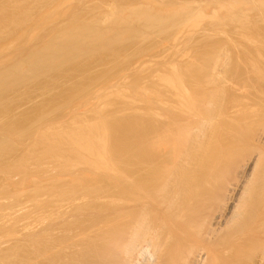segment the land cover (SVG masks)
I'll use <instances>...</instances> for the list:
<instances>
[{"label": "bare ground", "instance_id": "1", "mask_svg": "<svg viewBox=\"0 0 264 264\" xmlns=\"http://www.w3.org/2000/svg\"><path fill=\"white\" fill-rule=\"evenodd\" d=\"M16 2L24 12L31 9L32 13V8L37 11L51 6V0ZM63 2L66 5L70 0ZM146 2L143 3L148 5ZM235 3L221 4V16L216 12L219 16L214 15V22H241L247 8ZM37 12L36 18L45 14L44 10L41 15ZM23 17L27 22L32 17L36 19L32 15ZM29 29L32 34L33 29ZM176 32L175 37H179ZM69 33L63 32L65 36ZM34 34L29 35L30 41ZM70 37L64 39L68 41ZM4 46L0 45V52L6 49ZM85 47L80 49L85 51ZM225 49L226 44L219 55L225 54ZM216 53L204 65L201 60L202 67H196L198 81L187 82V87L192 83L194 90L195 83L203 84L195 92L184 86L181 72L173 68L175 63L170 67L175 71L169 70L163 80L167 94L162 85L163 92L158 88L159 93H154V88L151 94L141 89L143 97L139 99L147 97L146 103L142 100L146 117L143 122L139 119L140 128L134 131L133 125L137 124H133L126 131L134 132L129 142H119L120 148L115 151L120 156L108 148L112 135L107 126L110 121L105 120L111 115H105L109 112L104 102L107 111L103 115L89 110L97 115L94 121L85 115L80 117L77 108L71 111L76 114L68 121L40 123L42 126L36 127L27 147L13 157L17 164L11 168L26 182L19 189L21 196L51 191V200L26 201L27 207L16 216L20 221L13 218L4 223V234L14 243L4 254L6 264H264V70L251 65V71H244L240 96H234L231 106H223L221 100L226 96L218 88L222 80ZM206 55L209 54L203 61ZM22 79L26 80V76ZM77 88L57 94L56 100L46 99L41 110L35 106L36 113H29L32 121L50 112L46 110L48 105L55 107L58 101L74 99ZM133 109L135 115L141 113ZM122 154H128V159ZM9 155V151L0 150V161ZM17 233L24 236L18 238Z\"/></svg>", "mask_w": 264, "mask_h": 264}, {"label": "rangeland", "instance_id": "2", "mask_svg": "<svg viewBox=\"0 0 264 264\" xmlns=\"http://www.w3.org/2000/svg\"><path fill=\"white\" fill-rule=\"evenodd\" d=\"M56 1L60 0H51V8L45 7L46 9H43L44 7H40V10H37L40 15L47 10L46 16L43 14L39 17L41 18L40 21L39 18H36L38 12L35 9L32 8L33 13L31 9L24 12L23 6L16 0H0V45H5L4 48H6L0 52V58L3 59L0 62V150L9 151L10 154L4 161H0V264H6L4 254L14 244H11L13 240L9 242L8 235L4 234V223L21 215L23 207H27V204L30 203L28 201H36L37 198L51 200V191L33 197L21 196L19 189H23L26 182L21 180L11 168L17 164L13 157H16L27 147L35 129H38L36 127L40 128L45 123L68 121L72 115L76 114V112L75 114L72 112V114L71 111H76L77 108L79 112L77 114L80 117L84 118L85 115L92 121H94V115L97 112L99 115H103L108 110L109 113L105 115H111V117L105 121H110V125L108 123L107 126L109 134L112 135V137L109 136V141L113 145L111 146L109 143L108 148L117 153L120 143L129 142L133 132L141 127L139 124L141 125L146 117L144 113L147 109L144 99L147 97L139 99V97H143L140 93L141 89L144 88L151 94L154 88L157 90L154 93H159V89L166 85L163 80L169 75V70L175 71V69L170 68L173 66L172 64H176L173 68L176 67L178 71L175 72H179V74L181 72L180 75L183 81L185 80L183 84L190 91L194 86L189 83L190 87H187L186 84H188L187 82L198 81L195 78L197 76L195 75L196 67L198 69L202 67L214 53L216 56V52L218 55L224 53L222 47L226 44L225 54L218 56L220 62L217 65L222 80L218 88H220V94L224 90L222 92L226 96L222 99L223 102L220 99L223 106H231L235 98L240 96L239 88L241 87L242 74L251 71V65H258L264 70V0L262 2L258 0H152L151 3L148 2L149 0L147 2L146 0H70L69 4H66L67 7L63 0ZM143 2L149 4L146 5ZM230 2H237L235 4H242L243 7L247 8V11L242 12V21H236L235 24V20L214 22L216 21L213 19L214 15L219 16L217 13L220 14L222 11L219 6ZM258 2L260 3L258 4ZM55 3H57L56 6L58 5L56 7L57 12H61L57 13L58 15L55 12ZM163 3L170 6L164 8L167 5L164 4V6ZM60 4L64 6L62 7ZM52 7L55 10H50L53 9ZM59 7L62 10H59ZM41 10L44 12L40 13ZM34 11L37 13L35 14ZM54 13L56 17L53 16ZM24 15L26 17L32 15L36 19L32 17L27 22L23 17ZM248 16L249 18H247ZM35 23L39 24L36 25ZM41 23H44V26ZM29 28L31 31L33 29L32 34L37 32V36L34 34L32 38L34 40L31 41L29 35L32 34L28 31ZM67 31L71 32L69 33L71 35L65 36L63 34ZM23 32L28 34L25 33L24 35ZM175 32L178 33L179 37H175ZM172 35L176 41L172 39ZM24 36H26L27 41ZM65 37L70 38L66 41ZM218 38L219 40H217ZM223 44L224 46H222ZM82 46H86L87 48H85L89 51L81 50ZM177 47L178 49H176ZM47 49H49L48 52H46ZM205 54L209 55H206L207 60L203 61ZM38 57L40 58L38 59ZM236 59L237 61H235ZM197 61L199 63L201 61L203 65L201 66V63L199 64ZM23 76H26V80L22 79ZM155 83H157L156 86ZM88 84L89 87H87ZM160 85L162 86L160 87ZM202 85L199 82L195 83V88L199 90ZM47 86L49 87L47 88ZM72 87H78L77 89L80 88L79 90L82 91L78 92V90V95L76 92L74 99L72 97L68 101H58L57 104L59 103V105L55 107H51V104L48 105L46 110H50L51 113L48 112L50 116H46L47 113L45 114L46 117L36 118V124L34 120V122L32 121L30 112L36 113L37 110L35 111V109L40 107L39 110H41L46 99L51 98L53 101L55 98L57 99V94ZM163 88H161L162 92ZM197 89L194 90L193 88L192 91L195 92ZM122 90H125V93ZM122 92L124 96L119 94ZM165 92L168 93L167 89ZM44 93L48 94L45 95ZM133 95L135 97H132ZM234 96L236 97L234 98ZM120 97H127L126 99L130 98V100L128 99V102V100L120 99ZM142 100L145 101L144 104ZM130 101L131 103L136 101L135 105L131 104ZM102 102L108 106V109L105 108L106 106L104 107ZM92 104L98 105L94 107ZM100 104L104 109L100 107ZM99 107L102 114L98 110ZM135 107L141 112L136 114L137 117ZM53 109L55 112L52 111ZM132 109L135 111L133 112ZM89 110L91 112L96 110V113L92 114ZM111 111H117L112 113H115V116L110 114ZM105 115L103 119H105ZM139 119L142 122H139ZM5 121L13 123L15 121L17 124L6 125ZM27 121L28 124L26 125ZM120 124L124 129L120 130ZM22 125H24L23 128ZM131 125H133L134 130L132 134L126 132L132 129ZM116 126H119V131ZM32 127H34L33 130H31ZM20 128L23 129V132ZM20 133L25 135L22 136ZM124 140L128 141L124 142ZM127 155L122 154L121 157L128 159ZM117 156L120 154L117 153ZM124 163H128V160H125ZM25 203L27 204L25 205ZM18 219L20 221L19 217ZM18 234H16L18 238L24 236L22 234L23 236L20 235L19 237Z\"/></svg>", "mask_w": 264, "mask_h": 264}]
</instances>
